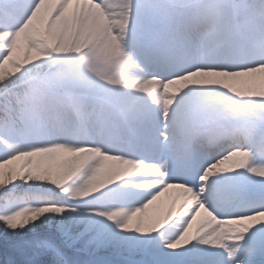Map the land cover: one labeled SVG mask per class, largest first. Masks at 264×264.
Returning <instances> with one entry per match:
<instances>
[{
  "label": "snow or ice",
  "instance_id": "obj_1",
  "mask_svg": "<svg viewBox=\"0 0 264 264\" xmlns=\"http://www.w3.org/2000/svg\"><path fill=\"white\" fill-rule=\"evenodd\" d=\"M0 226V264H264V0H0Z\"/></svg>",
  "mask_w": 264,
  "mask_h": 264
},
{
  "label": "rangeland",
  "instance_id": "obj_2",
  "mask_svg": "<svg viewBox=\"0 0 264 264\" xmlns=\"http://www.w3.org/2000/svg\"><path fill=\"white\" fill-rule=\"evenodd\" d=\"M95 15H98V16H100V17L102 18V15H100V14H98V13H96ZM102 19H103V18H102ZM172 196H175V194H174V193H167V194H165L164 196H162V197L160 198V200L157 201L153 206H151V207L147 210V214L149 215V217L152 216V215H154V214H156V211H158L157 208H160V206L162 205V201H164V200H166V199H169V200H170ZM163 205H164V203H163ZM164 207H165V205H164Z\"/></svg>",
  "mask_w": 264,
  "mask_h": 264
},
{
  "label": "trees",
  "instance_id": "obj_3",
  "mask_svg": "<svg viewBox=\"0 0 264 264\" xmlns=\"http://www.w3.org/2000/svg\"><path fill=\"white\" fill-rule=\"evenodd\" d=\"M0 227H2V226H0Z\"/></svg>",
  "mask_w": 264,
  "mask_h": 264
}]
</instances>
